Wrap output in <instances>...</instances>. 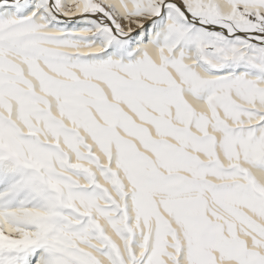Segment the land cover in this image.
Here are the masks:
<instances>
[{
    "label": "snow or ice",
    "instance_id": "obj_1",
    "mask_svg": "<svg viewBox=\"0 0 264 264\" xmlns=\"http://www.w3.org/2000/svg\"><path fill=\"white\" fill-rule=\"evenodd\" d=\"M0 264H264V0H0Z\"/></svg>",
    "mask_w": 264,
    "mask_h": 264
}]
</instances>
